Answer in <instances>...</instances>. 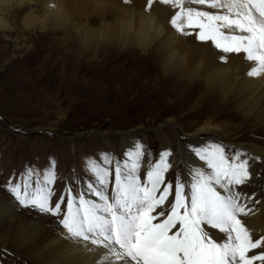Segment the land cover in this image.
<instances>
[{
    "label": "rangeland",
    "instance_id": "374dc122",
    "mask_svg": "<svg viewBox=\"0 0 264 264\" xmlns=\"http://www.w3.org/2000/svg\"><path fill=\"white\" fill-rule=\"evenodd\" d=\"M28 11V7L21 10L18 22L8 20L12 30L21 29L20 43L25 46L17 47L13 36L8 42H0L3 55H0V206H13V219L23 215L31 222L41 221L46 231L66 232L57 216L18 205L7 190L9 182H22L21 177L28 169L38 173L42 180L44 171L54 165L56 179L52 187L57 196L66 198L69 187L74 194L85 192L90 179L89 162L106 157L112 161V168L117 161L122 163L128 153L123 139L126 134H130L131 143L145 150L148 164L158 161L163 151L171 153L168 161L171 167L164 180L173 185L177 180L187 183L190 179V169L184 160L196 156L197 142L264 148V125L255 118L248 121L235 104L228 107L213 102L207 107H195L187 100L197 99L196 92L185 99L177 78L164 81L163 75L158 74L161 72L153 55L155 48L147 54L131 53L125 62L135 67L126 70L124 62L116 68L121 71L119 75L117 70H112L114 66L105 71L102 62L83 57L74 46L62 49L54 57L51 54L55 40L67 39L73 44L72 35L69 31L26 30L22 22ZM147 72L156 73L154 79L140 75ZM205 121L211 123L212 132L192 137ZM185 148L190 152L181 154ZM226 150L231 154L239 149L233 146ZM242 152L245 155L241 158L248 160L250 178L236 190L246 194L241 202L250 211L240 216L248 217L264 209V165L249 152ZM144 172L140 170L142 179ZM36 179L34 175L32 188ZM111 187L110 184L109 193ZM9 216V213L0 215V243L6 247L0 249V264H41L20 246L19 236L15 237L14 245H7L4 238Z\"/></svg>",
    "mask_w": 264,
    "mask_h": 264
},
{
    "label": "snow or ice",
    "instance_id": "6c2138e0",
    "mask_svg": "<svg viewBox=\"0 0 264 264\" xmlns=\"http://www.w3.org/2000/svg\"><path fill=\"white\" fill-rule=\"evenodd\" d=\"M159 2L174 10L169 22L179 35L211 42L224 63L228 54H243L253 65L247 76L264 75V0ZM194 151L203 164L189 171L187 183L165 182L168 151L149 163L142 179L144 151L136 145L114 168L106 157L89 162L85 192L69 187L66 198L57 196L54 165L42 180L28 169L7 190L18 205L57 216L67 239L106 250L98 264H264V235L254 237L238 218L250 211L241 202L246 194L236 190L250 178L245 154H230L219 143ZM209 228L225 234L224 241L212 238Z\"/></svg>",
    "mask_w": 264,
    "mask_h": 264
},
{
    "label": "bare ground",
    "instance_id": "6f19581e",
    "mask_svg": "<svg viewBox=\"0 0 264 264\" xmlns=\"http://www.w3.org/2000/svg\"><path fill=\"white\" fill-rule=\"evenodd\" d=\"M25 7L29 9L22 22L26 30L34 29L40 33L69 31L72 35L73 44H69L67 39L55 40L54 52L51 54L54 57H57L62 49L74 46L83 57L102 62L106 71L112 66H114L112 70H117L116 68L123 64L127 57L132 55L131 53L140 51L147 54L155 48L156 52L153 55L160 65L159 76L163 75L164 81H174L177 78L185 99L196 92L197 99L187 100L193 102L195 107H207L213 102L228 107L235 104L248 121L255 118L264 125V75L248 77L247 71L253 65L252 62L245 60L243 54H228L227 63H224L218 58V52L213 49L211 42H200L194 35H179L169 22L174 10L160 3L159 0H154L151 7L148 6V0H129L127 3L125 0H0V42L3 40L8 42L13 36L16 37L17 47L25 46L20 43L21 29L12 30L10 21L8 22L10 18L18 22L21 19H19L21 10ZM36 8L39 9L41 16L37 14ZM205 10L211 11V9ZM133 67H135L133 63L125 62L126 70ZM117 72L118 75L121 73L120 70ZM140 75L142 77L149 75L145 77L154 79L156 73L147 72ZM210 124L205 121L191 136L200 137L211 133L213 128ZM123 139L128 152L138 145L133 141L131 143L130 134L124 135ZM210 144L217 142H197L195 149ZM233 146L240 151L249 152L259 164L264 165L263 147L228 144L226 149ZM143 151L144 164L141 171H145L149 165L145 150ZM189 152V149L185 148L182 149L181 154L186 155ZM167 160L170 161V156ZM196 160L199 158L195 155L184 160L186 168L191 170L201 166L202 163ZM8 213L11 219L7 222L9 225L4 238L7 245H14L15 237L19 236L20 246L27 249L31 259L41 264H98L103 259L102 254L106 250L90 251L89 249L95 246L89 244L85 247L83 242L67 239L66 232L56 234L53 230L46 231L40 220H38L40 222H31L23 215L13 219L15 214L13 206L6 204L0 206V215ZM238 218L254 237L264 235V209L256 215L254 213L249 214L248 217ZM207 230L217 242L224 241L225 234L220 233L219 230L210 228ZM4 245L0 243L1 250L6 248Z\"/></svg>",
    "mask_w": 264,
    "mask_h": 264
},
{
    "label": "water",
    "instance_id": "95a60500",
    "mask_svg": "<svg viewBox=\"0 0 264 264\" xmlns=\"http://www.w3.org/2000/svg\"><path fill=\"white\" fill-rule=\"evenodd\" d=\"M8 128L14 130L13 127H8Z\"/></svg>",
    "mask_w": 264,
    "mask_h": 264
}]
</instances>
